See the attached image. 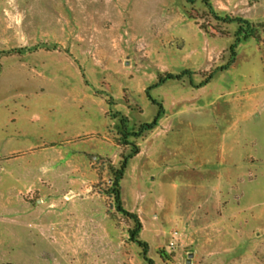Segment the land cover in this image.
Listing matches in <instances>:
<instances>
[{
    "label": "rangeland",
    "instance_id": "1",
    "mask_svg": "<svg viewBox=\"0 0 264 264\" xmlns=\"http://www.w3.org/2000/svg\"><path fill=\"white\" fill-rule=\"evenodd\" d=\"M0 102L39 139L0 157V264H148L132 144L155 264H264V0H0Z\"/></svg>",
    "mask_w": 264,
    "mask_h": 264
},
{
    "label": "trees",
    "instance_id": "2",
    "mask_svg": "<svg viewBox=\"0 0 264 264\" xmlns=\"http://www.w3.org/2000/svg\"><path fill=\"white\" fill-rule=\"evenodd\" d=\"M190 1L194 2V0H190ZM228 23L230 24L236 23L239 27V30L236 35V38H237L236 43H234L230 48L231 60L227 66L222 68L223 71L228 70V67L232 65L236 57V49H237L238 44L240 43L241 37L245 39L252 37V35L248 32L251 29V24L249 21L243 20L242 18H231L228 20ZM17 51L19 53L23 52V50H15V51H11L10 53H13V52L18 53ZM187 75L188 73H184L182 75L168 74L163 79H161L158 84L159 85L164 84L168 80H182L183 77ZM214 75H215V72L211 73L209 77L203 83H201L198 87H203L207 85L213 79ZM163 115H164V111H163L162 106H160V109L154 121L151 124L142 125L136 132H130L128 130V122L122 121L121 128H122L123 136L126 137V139H128V137H134L136 139L141 138L143 135H145L148 132H151L158 126V122L163 117ZM126 143L130 144L128 140ZM132 147H133L132 152L123 159L119 168H114V167L110 168V171L113 175V181H112V186L109 189V195L113 197L118 212L125 215L129 220H131L134 223V227L129 232L131 241L137 244L142 249V256L148 264H155L154 261L148 256L149 254L148 243L140 239V233L142 231V224L139 218L136 215L127 212L124 209L122 205V200H121V181L128 168L130 159H132L139 153V150L135 145L132 144Z\"/></svg>",
    "mask_w": 264,
    "mask_h": 264
},
{
    "label": "crops",
    "instance_id": "3",
    "mask_svg": "<svg viewBox=\"0 0 264 264\" xmlns=\"http://www.w3.org/2000/svg\"><path fill=\"white\" fill-rule=\"evenodd\" d=\"M8 106L7 102H0V157L26 153L39 146V139L34 131L37 118L29 112L26 116L23 115L21 106V114L18 112L14 117L13 113L8 112ZM17 108L15 106L13 111L16 112Z\"/></svg>",
    "mask_w": 264,
    "mask_h": 264
},
{
    "label": "water",
    "instance_id": "4",
    "mask_svg": "<svg viewBox=\"0 0 264 264\" xmlns=\"http://www.w3.org/2000/svg\"><path fill=\"white\" fill-rule=\"evenodd\" d=\"M190 257H192V255Z\"/></svg>",
    "mask_w": 264,
    "mask_h": 264
}]
</instances>
